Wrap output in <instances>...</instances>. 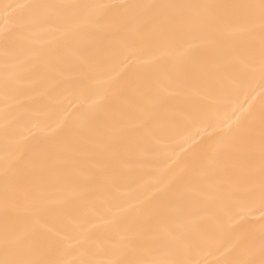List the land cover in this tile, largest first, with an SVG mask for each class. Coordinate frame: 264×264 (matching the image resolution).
Returning <instances> with one entry per match:
<instances>
[{
	"label": "bare ground",
	"instance_id": "1",
	"mask_svg": "<svg viewBox=\"0 0 264 264\" xmlns=\"http://www.w3.org/2000/svg\"><path fill=\"white\" fill-rule=\"evenodd\" d=\"M147 2L160 0H0V81L4 75L5 30L14 41L10 55L16 57L17 71L24 76L20 95L8 100L13 105L8 121L4 118L5 97L0 89V165L5 155L7 123L9 151L31 149L22 169L24 180L51 179L37 160L44 150L64 154L58 167L67 177L58 189L50 190L58 195L43 202L39 219L24 210L10 219L9 226L27 233L33 245L28 258L39 255L47 240L58 237L57 251L44 258L58 259L62 264H164L172 258L166 247L168 229L187 221L198 225L199 246L190 258L199 264H218L225 256L239 258L242 252L233 245L242 229L254 227L258 239L261 213L254 211L251 217L232 220L229 214L215 209V193L210 188L214 170L231 169L233 154L243 156L253 150L247 135L229 151L217 148L223 129L233 124L236 116L242 118V132L254 133L258 140L264 114V72L258 57L253 61L241 52V59L235 64L225 59L219 71L210 66L212 74L207 78L148 87L146 73L167 64L168 57L156 52L151 43L129 49L127 44L133 38L126 33L113 35L112 18L105 15L97 38L105 52L115 48L120 55L107 62H94L82 84L68 86V78L79 75L71 69L37 85L32 84L33 75L26 72L36 54L50 46L42 33L34 34L24 26L32 13L28 6ZM9 4L13 9L6 21L4 6ZM191 39L199 42L196 37ZM225 39L243 41L245 37ZM181 47L177 42L176 51ZM207 53L205 47L194 50L197 57ZM126 55L128 59H124ZM193 109L202 110L196 121L189 115ZM86 112L93 114L96 132L120 151L112 179H108L111 170L89 177L87 170L92 168V161L86 153L66 147L71 126L87 128ZM128 138L133 141L130 146L126 143ZM2 192L0 166V195ZM3 229L0 212V237Z\"/></svg>",
	"mask_w": 264,
	"mask_h": 264
},
{
	"label": "snow or ice",
	"instance_id": "2",
	"mask_svg": "<svg viewBox=\"0 0 264 264\" xmlns=\"http://www.w3.org/2000/svg\"><path fill=\"white\" fill-rule=\"evenodd\" d=\"M32 9L29 21L24 25L29 31L42 33L49 40V47L41 49L26 69L33 75L32 84H43L48 79L62 74L66 69L79 73L69 77V87H76L88 77L87 69L94 62L103 63L120 55L113 48L105 52V46L97 38L96 32L103 16L112 18L113 35L126 33L133 39L127 47L151 43L161 56L168 57V63L148 71L144 77L145 85L154 87L169 83H187L189 79L207 78L212 73L210 66L219 71L225 59L235 64L241 59V52L253 59L258 57L261 71L264 72V0H246L240 3H196L179 0H160V2L123 3V4H75V3H36L28 6ZM12 5L4 6L5 20L11 15ZM92 10H96L95 13ZM243 36V41L226 40V36ZM191 37H196L199 42ZM4 75L0 81L5 97L4 118L8 121L13 105L10 97L21 93V81L24 76L17 71L16 57L10 55L14 41L5 30ZM182 47L177 52L176 45ZM199 47L208 49L205 57H197L194 50ZM129 51L128 55H131ZM128 55L124 59H128ZM254 68V64L249 65ZM202 110L193 109L189 115L196 121ZM235 115V113H233ZM89 120L87 128L73 125L69 128L66 147L86 153L92 161L87 170L89 177L103 175L111 170L108 179L116 174L114 163L119 159L120 151L110 146L103 135L96 132L95 119L91 112L84 113ZM233 124L235 126H233ZM233 124L223 129L217 148L231 150L233 145L247 135L253 150L238 156L233 154L231 169L214 170L210 174V188L215 193L214 206L217 211L236 217H251L254 211L261 213L258 239L255 228L242 229L235 238L234 248L241 250L237 259L227 256L218 264H264V114L260 118L258 140L254 133L242 132V118L236 116ZM5 145L3 168V192L0 195V212L4 218V229L0 237V264H62L58 259L44 258L58 249L59 238L47 240L40 254H32L33 245L27 233L9 226L10 219L21 210L29 215L39 214L44 201L58 195L50 190L58 189L67 179L58 167L63 153L44 150L37 160L41 170L50 174L51 179L22 178L25 158L31 149L20 148L9 151V132L7 123L4 130ZM128 138L127 145L132 144ZM92 149L89 151V149ZM67 163V161H65ZM34 210V211H33ZM239 225L240 222L237 221ZM196 221L177 224L167 231L166 247L171 259L164 264H199L191 259L194 248L199 246L196 236ZM83 264H96L84 261ZM129 264H142L130 261Z\"/></svg>",
	"mask_w": 264,
	"mask_h": 264
}]
</instances>
